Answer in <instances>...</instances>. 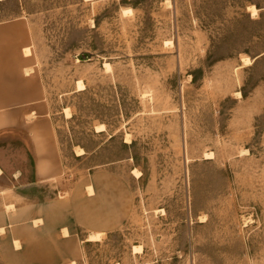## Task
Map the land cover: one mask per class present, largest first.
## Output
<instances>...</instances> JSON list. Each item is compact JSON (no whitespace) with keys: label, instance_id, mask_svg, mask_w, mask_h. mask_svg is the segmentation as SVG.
I'll return each instance as SVG.
<instances>
[{"label":"rangeland","instance_id":"374dc122","mask_svg":"<svg viewBox=\"0 0 264 264\" xmlns=\"http://www.w3.org/2000/svg\"><path fill=\"white\" fill-rule=\"evenodd\" d=\"M18 16L42 86L25 126L40 153L53 144L41 195L73 200L98 179L122 200L82 262L264 264V0H0V19ZM20 192L7 207L32 198ZM44 230L17 232L20 252L0 235V264H57Z\"/></svg>","mask_w":264,"mask_h":264},{"label":"crops","instance_id":"0c3cea01","mask_svg":"<svg viewBox=\"0 0 264 264\" xmlns=\"http://www.w3.org/2000/svg\"><path fill=\"white\" fill-rule=\"evenodd\" d=\"M28 31L29 23L22 16L0 19V235L10 232L13 250L20 252L29 248L30 239L25 233L17 232H44L49 226L48 231L53 230L60 250L57 251V264H84L81 242L90 241L92 233H106L122 222V200L103 191L98 179L86 185L92 186V192L73 200L65 194L41 195L43 182L53 174V166L49 163L53 144L46 134L45 149L40 153L30 129L25 126V106H36L42 96L41 80L34 70L27 69V59L32 53L23 52L31 47L27 43ZM30 112L35 113L34 110ZM42 157L48 161L44 171L39 166ZM26 160L30 161L28 166L24 163ZM10 187L22 194L26 191L32 198L7 207ZM81 231L85 232L83 238L79 236Z\"/></svg>","mask_w":264,"mask_h":264},{"label":"bare ground","instance_id":"6f19581e","mask_svg":"<svg viewBox=\"0 0 264 264\" xmlns=\"http://www.w3.org/2000/svg\"><path fill=\"white\" fill-rule=\"evenodd\" d=\"M167 3V2H166ZM169 3V2H168ZM124 10L122 11V13L125 11H128L129 10V8H123ZM247 9H248V11H250V13L252 14V15H256L257 14V12H258V8L254 5V4H249V5H247ZM124 12V13H125ZM129 13V12H128ZM123 15V14H122ZM128 15V14H127ZM30 52H31V50H30V48L29 47H26L25 49H24V53L25 54H30ZM244 61L243 62H245V63H247V62H249L250 61V58L248 57V56H244ZM244 64V63H243ZM106 66V65H105ZM28 72V71H27ZM81 88H84V84L82 83V82H78V84H77V89H81ZM238 93H240L239 91H237ZM236 94V93H235ZM66 113H68L67 111H65V114ZM105 128H104V126H103V124L101 123V124H99V125H97L96 127H95V130L96 131H102V130H104ZM127 139V141H128V139L129 138H126ZM77 151V154H82V153H84V151H83V149L82 148H79L78 150H76ZM208 153V152H207ZM209 157V156H208ZM136 173H137V171H135ZM89 188V187H88ZM92 188H89V191L90 192H92V190H91ZM64 233L66 234L67 233V231L64 229ZM102 234L101 233H92L90 236H89V238H88V240H97V239H99L100 238V236H101ZM137 248H139V247H137V246H134L133 247V250L134 251H137ZM138 252V251H137ZM71 264H74V263H71Z\"/></svg>","mask_w":264,"mask_h":264}]
</instances>
